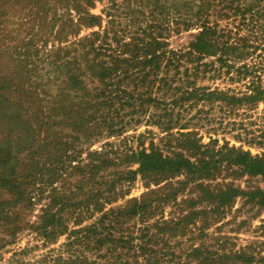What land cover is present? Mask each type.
Masks as SVG:
<instances>
[{"label": "rangeland", "instance_id": "374dc122", "mask_svg": "<svg viewBox=\"0 0 264 264\" xmlns=\"http://www.w3.org/2000/svg\"><path fill=\"white\" fill-rule=\"evenodd\" d=\"M0 150V264H264V0H0Z\"/></svg>", "mask_w": 264, "mask_h": 264}, {"label": "trees", "instance_id": "16d2710c", "mask_svg": "<svg viewBox=\"0 0 264 264\" xmlns=\"http://www.w3.org/2000/svg\"><path fill=\"white\" fill-rule=\"evenodd\" d=\"M4 150H0V155L2 156H9V153L6 154ZM238 156L240 158L236 159L237 163L243 164L245 169L248 170L251 173L254 174H263L264 175V162L261 159L258 158H252L250 155H244L242 153H239ZM144 158L142 159L143 165L142 170H148V168H157L159 170L167 171L168 173H174L180 171L182 168H184L187 165H183L182 160H169L165 161L160 157L159 155H148L144 154ZM184 159V158H182ZM196 168L193 166L190 167L191 172H194ZM234 192V190L232 191ZM223 194H227L224 192ZM264 201V196L261 198Z\"/></svg>", "mask_w": 264, "mask_h": 264}]
</instances>
